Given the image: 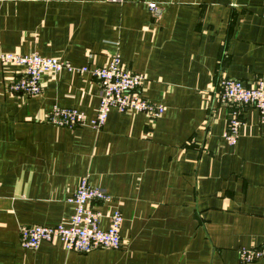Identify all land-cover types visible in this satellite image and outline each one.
<instances>
[{
	"label": "crops",
	"instance_id": "crops-1",
	"mask_svg": "<svg viewBox=\"0 0 264 264\" xmlns=\"http://www.w3.org/2000/svg\"><path fill=\"white\" fill-rule=\"evenodd\" d=\"M155 3L159 14L148 8ZM264 0H0V53L99 67L118 52L144 78L159 117L110 110L102 128L44 120L52 106L94 116L89 73L41 76L36 96L12 93L22 74L0 66V264L241 263L264 242V114L219 103L223 77L264 83ZM238 107L237 142L222 138ZM104 189L102 227L122 214L118 249L66 251L58 240L20 244V226L66 223L81 177Z\"/></svg>",
	"mask_w": 264,
	"mask_h": 264
},
{
	"label": "built area",
	"instance_id": "built-area-1",
	"mask_svg": "<svg viewBox=\"0 0 264 264\" xmlns=\"http://www.w3.org/2000/svg\"><path fill=\"white\" fill-rule=\"evenodd\" d=\"M109 3H122L123 0H105ZM148 8L153 15L159 14L155 3ZM262 17L264 19V8ZM17 65L22 74L10 85L12 93L36 96L41 92V76L47 72L57 74L62 71L77 74L89 73L99 85L98 106L93 117L73 108L54 105L44 120L56 127L74 129L89 127L99 130L103 127L108 113L114 109L120 113L139 112L150 117H159L164 108L148 99L141 92L143 76L130 71L115 52L103 66H74L69 62L52 57H44L36 52L17 54L0 53V66ZM216 100L228 106H253L264 114V83L261 79L253 84H244L234 78H220L212 91ZM243 121L238 107L228 112L226 128L222 138L229 146L236 144ZM72 213L66 223L54 226H20V244L25 248H36L41 242L60 241L66 251L87 253L96 249H118L122 244L119 234L122 214L113 209L108 216V226L102 227L101 206L111 202V196L104 189L93 186L88 176L79 179L77 187L67 198ZM238 258L241 263H249L264 258V242L258 246L240 248Z\"/></svg>",
	"mask_w": 264,
	"mask_h": 264
}]
</instances>
